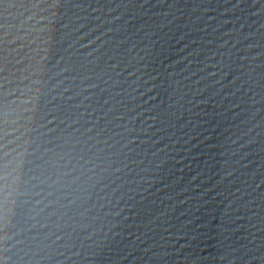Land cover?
<instances>
[{
  "label": "water",
  "instance_id": "water-1",
  "mask_svg": "<svg viewBox=\"0 0 264 264\" xmlns=\"http://www.w3.org/2000/svg\"><path fill=\"white\" fill-rule=\"evenodd\" d=\"M0 264H264V0H0Z\"/></svg>",
  "mask_w": 264,
  "mask_h": 264
}]
</instances>
